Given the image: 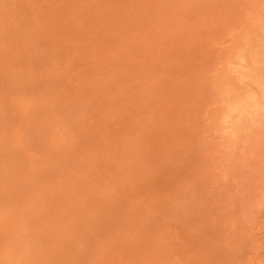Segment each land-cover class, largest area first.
Returning a JSON list of instances; mask_svg holds the SVG:
<instances>
[{"label": "rangeland", "instance_id": "rangeland-1", "mask_svg": "<svg viewBox=\"0 0 264 264\" xmlns=\"http://www.w3.org/2000/svg\"><path fill=\"white\" fill-rule=\"evenodd\" d=\"M0 264H264V0H0Z\"/></svg>", "mask_w": 264, "mask_h": 264}]
</instances>
